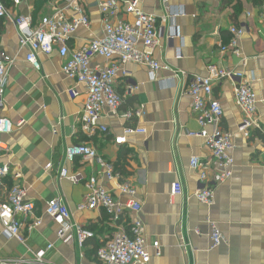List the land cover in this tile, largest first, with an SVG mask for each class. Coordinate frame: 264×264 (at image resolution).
Segmentation results:
<instances>
[{"label":"crops","instance_id":"obj_1","mask_svg":"<svg viewBox=\"0 0 264 264\" xmlns=\"http://www.w3.org/2000/svg\"><path fill=\"white\" fill-rule=\"evenodd\" d=\"M240 1L241 10L233 15L238 0L230 4L224 0H168L166 5L160 0H140L142 10L156 16L162 28L159 43L152 48L154 58L185 71L186 77L164 83L161 80L171 76L169 71H157L151 79L146 66L127 63L128 74L115 83L123 98L117 113L104 108L98 121L101 129L88 135L79 129L85 86L62 72L63 61L56 49L48 55L38 54L40 69L33 68L25 61L28 47L21 46L13 22L3 19L0 51L14 62L0 113L11 120L13 128L1 137L9 153H0V164L9 165L7 187L16 181L14 174H20L19 181L27 187V198L35 210L26 218L19 216L24 242L7 237L0 223V259H33L37 252L45 251V264H101L96 250L112 235L113 226L100 210L76 209L87 193L85 178L94 176L121 202L130 197L118 193V183L125 181L136 189L150 253L148 264H264V136L253 132L245 137L237 132L243 115L234 103V82L229 79L213 78V95L223 108L222 129L233 134L232 176L215 187L211 206L188 198L200 187L189 167L190 158L197 156L205 163L212 160L204 141L187 135L199 129L198 115L183 93L189 77L214 76L213 68L241 71L257 95V112L264 119V0L260 5ZM37 2L40 7L34 13ZM80 2L90 23L88 28L79 27L68 40L74 50L104 33V19L95 0ZM55 5H63V0H26L12 11L13 15H31L37 22ZM118 7L119 19L134 20L125 11L123 0H118ZM170 10L182 14L169 19ZM232 26L244 30L239 40L240 56L219 51L220 44L228 43ZM175 28L179 35L170 39ZM105 63L102 57L91 61L92 66ZM128 85L136 87L130 96L125 95ZM72 88L77 95L68 92ZM139 107L143 108L139 117L130 121L121 117L123 111ZM125 125L144 127L146 133L129 135L126 144L115 145L113 138L122 134ZM79 142L94 147L121 177L107 180L95 160H65V148ZM48 163L52 166L46 169ZM61 167L69 174H78L81 181L59 178ZM175 182L181 183L183 195L172 197ZM55 197L68 206L73 221L94 233L81 247L76 241L58 239V224L44 213L46 202ZM37 219L40 224L35 226ZM209 219L225 236V242L213 248ZM154 241L159 243V255L152 246ZM187 243L190 246L185 247Z\"/></svg>","mask_w":264,"mask_h":264},{"label":"built area","instance_id":"obj_2","mask_svg":"<svg viewBox=\"0 0 264 264\" xmlns=\"http://www.w3.org/2000/svg\"><path fill=\"white\" fill-rule=\"evenodd\" d=\"M26 0H12L9 7L0 2V19H10L16 27L21 46L28 47L25 61L36 70L40 69L38 54L48 55L57 50L62 59V72L69 79L82 84L86 89V99L79 111V129L85 134H94L98 121L102 117L104 108L116 114L122 103V95L118 93L115 83L118 77H126L127 63H137L147 67L151 79L160 70H167L171 76L159 79L164 83L171 79H182L186 72L175 69L167 63L155 59L152 48L159 43L162 28L157 25V17L146 13L140 7V0H123L125 11L134 16L132 22L117 17L119 11L118 0H95L104 19V33L102 37L87 40L78 49H70L68 40L79 28L89 27V17L80 0H63V5H55L51 11L35 22L31 15L15 14L13 8L18 7ZM164 5L168 0H160ZM181 11H169L168 18L173 19ZM166 21V17L161 19ZM170 39L179 35L175 28ZM230 38L227 44H220L219 51L240 56V37L244 30L232 26L229 29ZM94 57H102L106 63L101 66H92ZM14 60L0 51V110L3 108V93L8 81L9 70ZM214 69V68H213ZM211 72V75L193 74L183 91L191 100V108L198 115L199 129L188 131L187 135L199 137L204 141L211 154L212 160L205 163L199 157L193 156L189 160V167L197 175L200 187L188 198L194 197L199 202L211 206L214 202L215 187L232 176L234 166L233 134L222 129L221 119L223 108L219 99L213 95L214 79H229L234 82V103L242 112L243 118L238 125L237 132L250 137L253 132L264 136V119L257 112L258 98L248 80L244 79L241 71L227 70L225 68ZM136 87L126 86L125 95L130 96ZM68 92L75 96L77 91L72 88ZM142 107L123 111L121 117L125 121L140 116ZM11 120L0 113V153L8 154L9 147L2 140L3 135L12 131ZM101 129V128H100ZM146 129L141 126L125 125L122 134L113 138L115 145L127 143V137L132 134H145ZM65 160L72 162L76 158L95 160L103 169L107 180H116L121 176L114 171L113 165L106 161L97 150L79 142L69 145L64 151ZM52 166L46 165V169ZM10 175L9 165L0 164V223L3 233L9 238L24 242L22 233L23 222L19 218L34 214L35 205L27 198V187L20 183V174L15 173L16 180L7 187L5 179ZM59 178H65L73 183L81 181L78 174H69L65 167H61ZM87 193L76 205V209L100 210L108 217L113 226L112 235L96 250V258L101 264H148L150 253L145 239V225L140 218L141 203L135 199L136 189L129 183L122 181L117 184V191L121 195L129 196V200L121 202L114 194L100 185L94 176L85 178ZM183 195L180 182L172 185L171 196ZM44 213L58 224L57 237L64 243L76 241L81 247L87 238L94 233L72 220L68 206L59 197L46 202ZM210 224L211 248L225 242V236L216 223L208 220ZM35 220L34 225H39ZM197 232V231H196ZM155 254L159 255V243H152ZM190 246L189 243L185 245ZM51 245L48 246V248ZM45 251H39L33 259L26 257L2 260L0 264H45L43 261Z\"/></svg>","mask_w":264,"mask_h":264},{"label":"trees","instance_id":"obj_3","mask_svg":"<svg viewBox=\"0 0 264 264\" xmlns=\"http://www.w3.org/2000/svg\"><path fill=\"white\" fill-rule=\"evenodd\" d=\"M232 1H233V0H224V3H225V4H230V3H232ZM0 2H1L5 7H9V6L11 5L12 0H0ZM252 2H253L255 5H260V4H261V0H252ZM39 7H40V5H39L38 2H37V4H36V9H35V12H34V13H37ZM240 10H241V1L238 0V2H237V3L235 4V6H234V13H233V15H237V13H238ZM32 18H33V17H32ZM33 20H34V18H33ZM2 21H3V19H0V33H1L2 29H3ZM107 218H108V217H107ZM103 243H104V242H103ZM97 247H98V246H97Z\"/></svg>","mask_w":264,"mask_h":264}]
</instances>
